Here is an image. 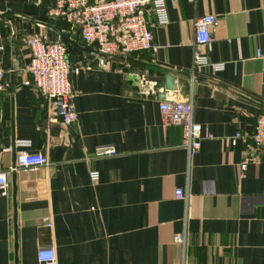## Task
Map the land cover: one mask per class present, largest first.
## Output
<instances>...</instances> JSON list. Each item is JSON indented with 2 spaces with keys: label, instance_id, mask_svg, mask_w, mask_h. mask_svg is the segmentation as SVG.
<instances>
[{
  "label": "crops",
  "instance_id": "0c3cea01",
  "mask_svg": "<svg viewBox=\"0 0 264 264\" xmlns=\"http://www.w3.org/2000/svg\"><path fill=\"white\" fill-rule=\"evenodd\" d=\"M55 3L0 0L8 82L0 169L9 182L7 194L0 189V264H44L40 248H53L56 264H264V146L226 143L238 131L251 135L264 113V0H166L168 23L146 11L154 49L114 56L52 15ZM209 13L218 23L208 58L220 70L192 67L195 23ZM58 31L93 49L82 60L68 53L78 112L68 125L52 100L23 85L32 56L22 38L60 41ZM164 99L191 101L194 120L213 133L191 156L181 125L162 123ZM101 146L116 153L99 154ZM22 150L50 164L16 167ZM178 188L186 198L175 196ZM183 233L184 243L174 242Z\"/></svg>",
  "mask_w": 264,
  "mask_h": 264
},
{
  "label": "built area",
  "instance_id": "2783aa9c",
  "mask_svg": "<svg viewBox=\"0 0 264 264\" xmlns=\"http://www.w3.org/2000/svg\"><path fill=\"white\" fill-rule=\"evenodd\" d=\"M175 1V0H173ZM166 0H56L50 13L66 20L77 29L80 38L87 45H94L97 53L103 56L114 54L129 55L131 52L154 49V36L146 20V11L151 8L157 24L169 22ZM218 23L214 14L197 18L193 40V68L212 65L215 69H223L222 63L209 61L208 52L213 41V31ZM22 40L27 44L31 60L26 70L31 79L23 82L25 86H33L48 100H52L56 113L63 123L69 124L78 120V112L74 103L75 91L71 84L70 55L68 46L61 41L47 39L39 33L25 35ZM6 70L0 66V93L6 89ZM163 125H181L183 145L191 156L200 148L204 138H212L213 133L194 120L192 102L188 100L164 99L159 104ZM1 113V108H0ZM254 132L247 135L238 131L226 138V143L235 145L238 140L251 142L254 146H264V113L255 119ZM18 146H29V140L20 139ZM100 154H115L113 146H101ZM247 161L241 164L242 171ZM50 159L41 152L20 151L16 167L36 168L49 165ZM14 167V169H17ZM93 180L99 178L97 171H91ZM7 172L0 169V189L7 194L9 187ZM178 198H186L184 190L175 191ZM47 226L52 223L45 218ZM185 234H176L174 242L183 244ZM38 261L44 264H56V252L53 248H40Z\"/></svg>",
  "mask_w": 264,
  "mask_h": 264
},
{
  "label": "water",
  "instance_id": "95a60500",
  "mask_svg": "<svg viewBox=\"0 0 264 264\" xmlns=\"http://www.w3.org/2000/svg\"><path fill=\"white\" fill-rule=\"evenodd\" d=\"M59 33V39L62 43L66 44L68 46V52H72L75 54H78V58H76L77 60H82L83 54L82 51H93V49L89 46H87L86 44H84L83 42L79 41L78 35L77 34H72L70 32H61L58 31ZM70 59H73V56H70ZM173 82H174V77H172L171 75H168L166 77V83L169 85V87L173 86ZM14 176V175H13ZM16 191V186L14 184V192L13 194H15ZM14 221H15V226H14V233H15V239L17 237V232L16 230V219L17 216L14 213ZM17 242L15 241V248L17 246L16 244Z\"/></svg>",
  "mask_w": 264,
  "mask_h": 264
}]
</instances>
